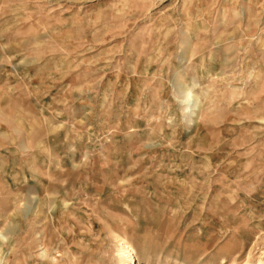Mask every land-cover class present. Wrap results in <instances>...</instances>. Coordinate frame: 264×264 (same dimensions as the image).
I'll list each match as a JSON object with an SVG mask.
<instances>
[{"label": "rangeland", "instance_id": "1", "mask_svg": "<svg viewBox=\"0 0 264 264\" xmlns=\"http://www.w3.org/2000/svg\"><path fill=\"white\" fill-rule=\"evenodd\" d=\"M0 264H264V0H0Z\"/></svg>", "mask_w": 264, "mask_h": 264}]
</instances>
